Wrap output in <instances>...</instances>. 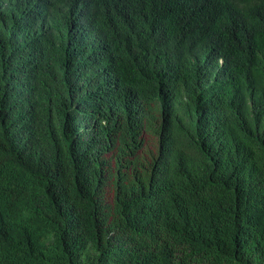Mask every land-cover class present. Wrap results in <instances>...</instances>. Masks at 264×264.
I'll list each match as a JSON object with an SVG mask.
<instances>
[{
  "label": "trees",
  "instance_id": "obj_1",
  "mask_svg": "<svg viewBox=\"0 0 264 264\" xmlns=\"http://www.w3.org/2000/svg\"><path fill=\"white\" fill-rule=\"evenodd\" d=\"M0 264H264V0H0Z\"/></svg>",
  "mask_w": 264,
  "mask_h": 264
}]
</instances>
